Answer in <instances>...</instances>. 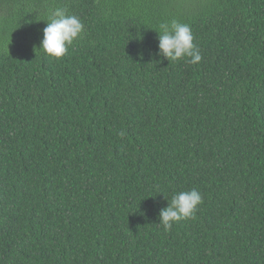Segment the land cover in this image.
<instances>
[{
	"label": "trees",
	"instance_id": "1",
	"mask_svg": "<svg viewBox=\"0 0 264 264\" xmlns=\"http://www.w3.org/2000/svg\"><path fill=\"white\" fill-rule=\"evenodd\" d=\"M173 20L197 64L158 55ZM0 264H264V0H0Z\"/></svg>",
	"mask_w": 264,
	"mask_h": 264
},
{
	"label": "clouds",
	"instance_id": "2",
	"mask_svg": "<svg viewBox=\"0 0 264 264\" xmlns=\"http://www.w3.org/2000/svg\"><path fill=\"white\" fill-rule=\"evenodd\" d=\"M83 31L84 25L77 16L69 14L62 7L55 8L46 21L40 48L48 56L60 59L81 37ZM158 41V55L170 62L189 58L188 62L195 65L202 59L191 28L185 23L173 20L161 24ZM202 203L203 197L196 189L178 192L172 196L168 206L160 210L159 223L167 231L181 220L194 219L198 206Z\"/></svg>",
	"mask_w": 264,
	"mask_h": 264
}]
</instances>
